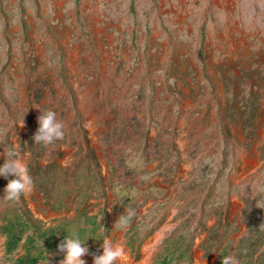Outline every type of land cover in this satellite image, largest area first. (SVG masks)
Here are the masks:
<instances>
[{
	"label": "rangeland",
	"instance_id": "1",
	"mask_svg": "<svg viewBox=\"0 0 264 264\" xmlns=\"http://www.w3.org/2000/svg\"><path fill=\"white\" fill-rule=\"evenodd\" d=\"M14 145L34 184L10 202L0 176V264H59L73 229L85 264L104 236L131 264H264V0H0V164Z\"/></svg>",
	"mask_w": 264,
	"mask_h": 264
},
{
	"label": "clouds",
	"instance_id": "2",
	"mask_svg": "<svg viewBox=\"0 0 264 264\" xmlns=\"http://www.w3.org/2000/svg\"><path fill=\"white\" fill-rule=\"evenodd\" d=\"M37 123L38 127L32 137L35 143L46 147L56 140L64 139L65 123L57 118L55 111L46 110L40 113L37 117ZM6 157L3 164H0V176L7 179L11 175L14 178L7 179L3 199L19 202L22 195H27L32 190L34 181L18 146L14 145L9 148ZM135 216L136 210L127 208L123 214L118 216L115 224L121 231L126 230ZM100 240H102V254L93 255V264H124L126 256L124 247L119 242L113 243L107 236ZM84 242L73 229L70 235L64 237L57 245L59 251L64 254L59 264H85L82 256L88 253V248ZM220 264H241V262L235 256L227 255L221 258Z\"/></svg>",
	"mask_w": 264,
	"mask_h": 264
},
{
	"label": "trees",
	"instance_id": "3",
	"mask_svg": "<svg viewBox=\"0 0 264 264\" xmlns=\"http://www.w3.org/2000/svg\"><path fill=\"white\" fill-rule=\"evenodd\" d=\"M22 225V222H21ZM4 232L8 234V238L6 240V251L9 252L11 251L16 245L17 243L21 240L22 238V233L21 230L19 229L18 231H14L13 230V225H7L6 228L4 229ZM41 235H45V232H42ZM32 237L28 236L26 237V241L28 242H32ZM62 241V237L60 239ZM59 241L58 243H54V244H50L49 242H45V247L48 250H54V249H58L57 245L61 242ZM26 255L25 259L24 257L19 258L18 261L14 262L13 264H35L37 259L41 256V251H37L35 256H31V255H27V252H25ZM25 261H24V260Z\"/></svg>",
	"mask_w": 264,
	"mask_h": 264
},
{
	"label": "bare ground",
	"instance_id": "4",
	"mask_svg": "<svg viewBox=\"0 0 264 264\" xmlns=\"http://www.w3.org/2000/svg\"><path fill=\"white\" fill-rule=\"evenodd\" d=\"M163 235V232L162 230L161 231H158L154 236H153V239L154 241H147L143 248H142V259L141 261H139V263H143V262H146L150 259V256H151V253L154 249V245L155 243H157L161 236ZM126 253V256H125V260H124V264H131L132 263V260L130 259V257L128 256V253ZM199 254L200 252L196 251L195 252V264H210L211 261H212V258H208L206 260H200L199 259ZM82 259L83 260H88V258L86 257V255L82 256Z\"/></svg>",
	"mask_w": 264,
	"mask_h": 264
}]
</instances>
